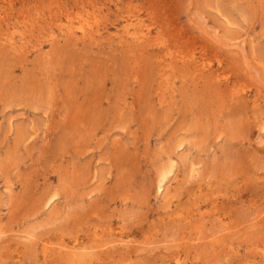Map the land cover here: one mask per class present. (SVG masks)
<instances>
[{"label":"rangeland","instance_id":"1","mask_svg":"<svg viewBox=\"0 0 264 264\" xmlns=\"http://www.w3.org/2000/svg\"><path fill=\"white\" fill-rule=\"evenodd\" d=\"M0 264H264V0H0Z\"/></svg>","mask_w":264,"mask_h":264}]
</instances>
